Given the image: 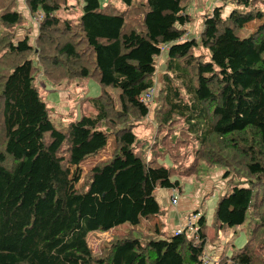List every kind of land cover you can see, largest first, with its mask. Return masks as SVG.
Returning a JSON list of instances; mask_svg holds the SVG:
<instances>
[{"label": "trees", "instance_id": "trees-1", "mask_svg": "<svg viewBox=\"0 0 264 264\" xmlns=\"http://www.w3.org/2000/svg\"><path fill=\"white\" fill-rule=\"evenodd\" d=\"M67 1L24 0L26 14L17 0H0V264H208L207 243L242 224L249 238L214 263L264 264V0H228L225 13L226 5L213 7L201 14L197 38L186 34L192 0H119L123 9L80 0L78 19L58 15L73 8ZM38 12L35 36L25 28L17 38ZM39 76L58 86L94 78L100 93L85 98L94 112L55 127ZM146 118L149 139L136 133ZM111 139L109 157L71 190L72 168ZM215 168L230 186L216 203L212 235L200 211L186 214L196 230L136 228L164 214L156 190L181 194L183 179L197 189ZM125 223L126 233L93 251L92 233Z\"/></svg>", "mask_w": 264, "mask_h": 264}, {"label": "rangeland", "instance_id": "rangeland-1", "mask_svg": "<svg viewBox=\"0 0 264 264\" xmlns=\"http://www.w3.org/2000/svg\"><path fill=\"white\" fill-rule=\"evenodd\" d=\"M101 4L111 3L117 6L120 9H123V5L119 0H99ZM69 6L73 8L69 11L67 9L61 8L58 11V15L62 18L67 19H78L82 14V2L80 0H68ZM219 5H226L224 7V13L227 12L231 6L228 0H192L190 4L187 5L185 11L191 16V21L186 26L187 28V36L198 37L199 31L202 27V17L201 14L210 13L213 7ZM18 10L25 11L24 0H17V8ZM264 11V9H262ZM223 13V14H224ZM258 16H261L260 14ZM260 19L264 21V15H262ZM260 19L254 20L253 23L244 26L243 28L237 30L238 36L246 37L252 31L253 27L256 23L260 21ZM33 23L32 20L28 21L24 28L18 31L17 38H21L24 33V29L26 28L30 31L29 36H35L36 31L33 34L34 26L29 25ZM29 26V27H28ZM37 27V25L35 26ZM21 36V37H20ZM197 53H201L204 55V60H209V51L205 48L196 49ZM165 61V53L157 59V73L156 77L160 76V70ZM35 64V61H34ZM40 77V76H39ZM37 79L38 91L41 95L42 100L46 103L49 108V114L51 120L55 127L64 128L69 121L79 119L83 115H89L93 111L91 107H89L88 102L85 100L86 96H95L100 93V85L98 82L91 77L86 78H78L69 82H63L64 89H60L61 85H56L53 82L49 81L46 77L41 76ZM156 78V82L158 80ZM113 96L115 100L116 106L119 104V89H107ZM143 124L136 128V133L139 138H147L149 139L153 132V125L150 122V118H146L142 120ZM149 123V125H147ZM145 124V125H144ZM112 150V139L108 142L106 147L99 151L95 156L89 157L85 161L80 164L74 166L72 168V176L70 180L69 187L71 190L74 188H79L84 181L85 174L87 170L97 161L107 159ZM222 170L219 168H215L212 172H207L204 175L205 182L201 185V187H197L196 184H193V181L183 179L182 182V192L181 194L177 193L174 190L175 196L180 197L183 200L187 199L190 205L193 204L190 212L192 211H200L206 217V224L208 225V233L212 235L214 233L212 225V220L214 219V212L216 203L222 194L229 189L230 183L226 182L221 178ZM232 180L233 177H230ZM236 180V179H234ZM230 181V180H229ZM199 186V185H198ZM204 187V188H203ZM200 188V189H198ZM209 192V193H208ZM208 194V195H207ZM155 198L160 206V208L164 211L162 216H159L157 219L162 221L163 231L167 233H172L173 230L169 229L170 220L169 217H175L176 207L171 208V204L169 202L168 191L166 189H158L154 192ZM183 197V198H182ZM196 210H193V209ZM183 215L182 212H180ZM136 228L140 231H145L150 233L154 230V223L148 220L142 219L140 224L136 226ZM130 229L128 223L122 224L118 227H115L112 231L104 232V233H92L88 242L93 251L98 254L100 249L106 242L110 241L115 233H126ZM251 226L247 224H242L236 227L225 228L219 235V238L215 240L213 243L208 242L206 245V255L208 258V264H215L214 257L219 253L218 249L223 250L226 254H229L232 250L237 249L242 246L245 241L249 238Z\"/></svg>", "mask_w": 264, "mask_h": 264}, {"label": "crops", "instance_id": "crops-1", "mask_svg": "<svg viewBox=\"0 0 264 264\" xmlns=\"http://www.w3.org/2000/svg\"><path fill=\"white\" fill-rule=\"evenodd\" d=\"M25 13L28 14V10H27L26 6H25ZM36 29H37V27H36ZM34 32L35 31H33V35H34ZM60 89H64V86H60ZM171 196L172 197H175L177 199V204L176 205H172L171 204V202H170V197ZM168 197H169V202L171 204V208L172 207H176V209H175L176 216L175 217H171V216L169 217V220H170L169 229L170 230H174V231L181 230L183 227H185V226L188 225L187 222H188L189 219L191 220V222L193 221V217L192 216H189V217L186 216V214L188 212H190V206H191V209H192L193 204L190 205V203L188 202L189 200L184 199L183 197H182L183 198V200H182V199H180V197L175 196L174 191H169L168 190ZM172 209H174V208H172ZM180 212H182L183 215H181ZM157 218L158 217H153L151 220L149 219L148 221H149V223L150 222L151 223L153 222L154 223V226L155 227H158L159 230H163L162 221L161 220H158ZM189 225H190V227H192V224H189ZM220 249L221 248L218 249L219 250L218 251L219 253H217V256L221 253V251H223V250H220ZM216 257H214V259Z\"/></svg>", "mask_w": 264, "mask_h": 264}, {"label": "built area", "instance_id": "built-area-1", "mask_svg": "<svg viewBox=\"0 0 264 264\" xmlns=\"http://www.w3.org/2000/svg\"><path fill=\"white\" fill-rule=\"evenodd\" d=\"M42 18V13L41 12H38L35 16H31V20L34 24L37 25L38 21ZM155 91H156V87L155 86H152L150 87L144 94H143V97H142V100H144L145 102L146 101H149V100H152L154 98V94H155ZM170 201H171V204L172 205H176L177 204V199L175 197H170ZM187 224H191V220L189 219ZM193 230H196L197 228L192 226ZM207 261L204 260V264H206Z\"/></svg>", "mask_w": 264, "mask_h": 264}]
</instances>
